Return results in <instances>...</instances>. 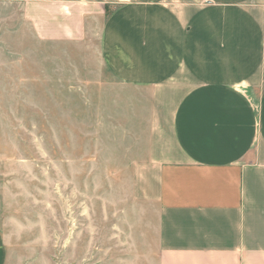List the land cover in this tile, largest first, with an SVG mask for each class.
<instances>
[{"label":"crops","instance_id":"crops-1","mask_svg":"<svg viewBox=\"0 0 264 264\" xmlns=\"http://www.w3.org/2000/svg\"><path fill=\"white\" fill-rule=\"evenodd\" d=\"M18 1L42 41L99 26L103 64L149 93L133 204L155 264H264V0Z\"/></svg>","mask_w":264,"mask_h":264},{"label":"rangeland","instance_id":"rangeland-1","mask_svg":"<svg viewBox=\"0 0 264 264\" xmlns=\"http://www.w3.org/2000/svg\"><path fill=\"white\" fill-rule=\"evenodd\" d=\"M99 26L42 41L0 0V231L5 264H155L142 240L134 165L151 97L116 80Z\"/></svg>","mask_w":264,"mask_h":264}]
</instances>
